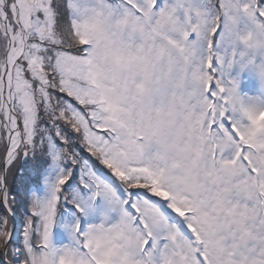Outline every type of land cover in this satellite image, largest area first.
<instances>
[{"label": "snow or ice", "instance_id": "6c2138e0", "mask_svg": "<svg viewBox=\"0 0 264 264\" xmlns=\"http://www.w3.org/2000/svg\"><path fill=\"white\" fill-rule=\"evenodd\" d=\"M0 264H264V0H0Z\"/></svg>", "mask_w": 264, "mask_h": 264}]
</instances>
